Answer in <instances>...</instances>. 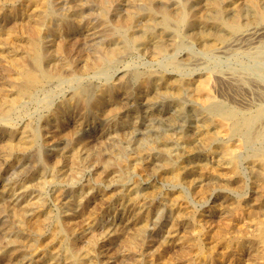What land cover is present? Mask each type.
<instances>
[{
    "label": "rangeland",
    "instance_id": "1",
    "mask_svg": "<svg viewBox=\"0 0 264 264\" xmlns=\"http://www.w3.org/2000/svg\"><path fill=\"white\" fill-rule=\"evenodd\" d=\"M125 1L0 0V264H264V0ZM33 42L26 96L12 54L31 65ZM220 109L262 110L252 139Z\"/></svg>",
    "mask_w": 264,
    "mask_h": 264
},
{
    "label": "bare ground",
    "instance_id": "2",
    "mask_svg": "<svg viewBox=\"0 0 264 264\" xmlns=\"http://www.w3.org/2000/svg\"><path fill=\"white\" fill-rule=\"evenodd\" d=\"M61 1V0H60ZM64 1V0H63ZM127 1V0H126ZM125 1V2H126ZM189 1V0H188ZM229 1V0H228ZM232 1V0H231ZM132 2V1H131ZM55 3V2H54ZM175 3V2H174ZM173 3V4H174ZM221 3V2H220ZM234 3V2H233ZM69 4V3H68ZM172 4V5H173ZM206 4H207V2H206ZM205 4V5H206ZM222 4V3H221ZM237 4V3H236ZM54 5H56V4H54ZM67 5V4H66ZM126 6V5H125ZM128 6H129V4H128ZM225 6H227V4H225ZM56 7V6H55ZM70 7V6H69ZM116 7H118V6H116ZM121 7V6H120ZM123 7V6H122ZM175 7V6H174ZM174 7H173V9H174ZM235 7V6H234ZM233 7V8H234ZM208 8V7H207ZM54 9V8H53ZM120 9V8H119ZM176 9V8H175ZM55 10V9H54ZM228 10V9H227ZM232 10V9H231ZM234 10V9H233ZM29 11V10H28ZM118 11V10H117ZM26 12V11H25ZM33 12V11H32ZM31 12V13H32ZM134 12V11H133ZM228 12V11H227ZM129 13V12H128ZM64 14V13H63ZM125 14H126V12H125ZM223 15V14H222ZM182 16V15H181ZM73 17V16H72ZM78 17V16H77ZM28 18V17H27ZM71 18V17H70ZM195 17L193 16V14H186L185 16H184V21L185 22H189V21H192L193 19H194ZM26 19V18H25ZM29 19V18H28ZM77 19V18H76ZM120 19V18H119ZM121 20V19H120ZM19 21H21V20H19ZM199 21V20H198ZM25 22V21H24ZM29 22V21H28ZM34 22V21H33ZM21 23V22H20ZM132 23V22H131ZM150 23V22H149ZM192 23V22H191ZM195 23V22H194ZM203 23V22H202ZM37 24V23H36ZM122 24V23H121ZM199 24V23H198ZM205 24V23H204ZM203 24V25H204ZM28 25V24H27ZM146 25H147V23H146ZM196 25V24H195ZM236 25V24H235ZM29 26V25H28ZM167 26V25H166ZM183 26V25H182ZM237 26V25H236ZM169 27V26H168ZM203 28V27H202ZM209 28V27H208ZM12 29V28H11ZM40 29V28H39ZM189 29V28H188ZM260 29V28H259ZM264 29V28H263ZM263 29H262V32H263ZM180 30V29H179ZM257 30V29H256ZM142 31V30H141ZM211 31V30H210ZM131 32V31H130ZM260 32V31H259ZM144 33V32H143ZM160 33H161V31H160ZM163 33V32H162ZM251 33V32H250ZM249 33V34H250ZM257 33H258V31H257ZM32 34H33V38L36 36V34H38V26L37 25H35V26H33V28H32ZM254 34H256V33H254ZM264 34V33H263ZM8 35V34H7ZM160 35V34H159ZM210 35V34H209ZM148 36V35H147ZM198 36V35H197ZM203 36H205V35H203ZM208 36V35H207ZM261 36V35H260ZM145 37V36H144ZM143 37V38H144ZM237 38H238V36H236ZM258 37V36H257ZM157 38V37H156ZM239 38H240V36H239ZM2 39V38H1ZM0 39V40H1ZM37 39V38H36ZM145 39V38H144ZM160 39V38H159ZM245 39V38H244ZM251 39V38H250ZM150 40V39H149ZM215 40V39H214ZM10 41V40H9ZM140 41V40H139ZM163 41V40H162ZM197 41V40H196ZM203 41V40H202ZM201 41V42H202ZM5 42V41H4ZM32 42V41H31ZM152 42H153V40H152ZM199 42V41H198ZM232 42V41H231ZM6 43H8V42H6ZM49 43V42H48ZM56 43H57V40H56ZM55 43V44H56ZM149 43V42H148ZM151 43V42H150ZM59 44V43H58ZM154 44V43H153ZM193 44V43H192ZM197 44V43H196ZM228 45V44H227ZM242 46V45H241ZM63 47V46H62ZM228 47V46H227ZM11 49V48H10ZM31 49H32V51H33V53H32V64L31 65H29L30 63H26L24 60H22L21 58H20V56H18V54H16V53H13L12 54V56H13V59H12V61H13V63H14V65L13 66H15L16 68H15V75L18 77V79H20V93L22 94V95H31L33 92H34V90L36 89V88H39V86H41L42 87V84H44V82H46L47 80H46V76L40 71V69H39V63H38V60H39V54H38V51H37V49H36V45H35V42H33V44H31ZM50 49V48H49ZM63 49V48H62ZM201 49V48H200ZM230 49V48H229ZM242 49V48H241ZM44 50V49H43ZM145 51V50H144ZM54 52V51H53ZM234 52V51H233ZM237 52V51H236ZM11 53V52H10ZM42 53V52H41ZM49 53V52H48ZM221 53H223V52H221ZM2 54V53H1ZM228 54H230L229 52L226 54V55H228ZM232 54V53H231ZM4 55H5V53H4ZM20 55V54H19ZM25 56H26V53L24 54ZM42 55V54H41ZM48 55V54H47ZM217 55V54H216ZM226 55H224V56H226ZM248 55V54H247ZM22 56V55H21ZM54 56V55H53ZM238 56V55H237ZM246 56V55H245ZM250 56V55H249ZM5 57V56H4ZM24 57V56H23ZM47 57V56H46ZM49 57H50V55H49ZM52 57V56H51ZM175 57V56H174ZM243 57V56H242ZM247 57V56H246ZM28 58V57H27ZM233 58V57H232ZM54 59V58H53ZM7 60V59H6ZM228 60V59H227ZM244 60V59H243ZM254 60H256V59H254ZM253 60V61H254ZM264 60V59H263ZM222 61V60H221ZM220 61V63H222ZM229 61V60H228ZM233 61V60H232ZM237 61V60H236ZM260 61V60H259ZM46 62V61H45ZM247 62V61H246ZM252 62V61H251ZM256 62H258V60H256ZM42 63V62H41ZM49 63V62H48ZM47 63V64H48ZM229 63V62H228ZM227 63V64H228ZM241 63V62H240ZM258 63H262V61H260V62H258ZM9 64V63H8ZM230 64V63H229ZM246 64H248V63H246ZM49 65H51V64H49ZM220 65V64H219ZM237 65V64H236ZM244 65V64H243ZM259 65V64H258ZM257 65V66H258ZM264 65V64H263ZM222 66V65H221ZM231 66V65H230ZM245 66V65H244ZM250 66V65H249ZM215 67V66H214ZM220 67V66H219ZM218 67V68H219ZM224 67V66H223ZM248 68V67H247ZM260 68H262V67H260ZM7 69V68H6ZM236 69V68H235ZM222 70V69H221ZM250 70V69H249ZM255 70V69H254ZM254 70H251V71H254ZM262 70V69H261ZM258 71V70H257ZM255 72V71H254ZM258 72H261V71H258ZM263 73V72H262ZM218 75V74H217ZM217 75H216V77H217ZM251 75H253V74H251ZM114 76V75H113ZM189 77H191V76H189ZM202 77V76H201ZM247 77V76H246ZM204 78H205V76H204ZM264 78V77H263ZM17 79V80H18ZM147 79V78H146ZM224 79V78H223ZM223 79H221L220 77H217V78H213V77H209L208 79H207V81H206V85H204V89L201 91L202 92V96H203V98H204V100H206V102L207 101H209V100H213V99H216L215 98V93H214V88L216 87L215 86V84H216V82H219V81H222ZM229 79V78H228ZM235 79V78H234ZM257 79V78H256ZM259 79V78H258ZM257 79V80H258ZM262 79V78H261ZM158 81V80H157ZM174 81V80H173ZM188 81V80H187ZM197 81V80H196ZM226 81V80H225ZM233 81V80H232ZM244 81H246V80H244ZM241 82V81H240ZM249 82V81H248ZM168 83H169V80H168ZM175 83V82H174ZM199 83V82H198ZM224 83V82H223ZM226 83H227V81H226ZM244 83V82H243ZM242 83V84H243ZM251 83V82H250ZM17 84V83H16ZM167 84V83H166ZM197 84V83H196ZM238 84V83H237ZM245 84H247V83H244V85ZM253 84V83H252ZM190 85V84H189ZM194 85V84H193ZM218 85H219V83H218ZM224 85V87L226 86L225 84H223ZM260 86H261V83L259 84ZM197 86V85H196ZM200 86H201V84H200ZM215 86V87H214ZM3 87V86H2ZM18 87V88H19ZM221 87V86H220ZM241 87V86H240ZM246 87V86H245ZM244 87V88H245ZM190 88V87H189ZM192 88V87H191ZM223 88V87H222ZM228 88H230V87H228ZM233 88V87H232ZM242 88V87H241ZM198 90H199V88H197ZM218 89V91H219V89H221V88H217ZM255 89V88H254ZM3 90V89H2ZM5 90V89H4ZM79 90V89H78ZM259 90V89H258ZM192 91V90H191ZM227 91V90H226ZM252 91V90H251ZM255 91V90H254ZM195 92H197L196 90H195ZM194 92V93H195ZM231 92V91H230ZM230 92L228 93V94H230ZM237 92H239V91H237ZM249 92H250V90H249ZM253 92V91H252ZM142 93H143V91H142ZM245 93V92H244ZM251 93V92H250ZM15 94V93H14ZM71 94V93H70ZM147 94V93H146ZM178 94V93H177ZM192 94V93H191ZM216 94H218V92H216ZM222 95H224L223 94V91H222V93H221ZM227 94V95H228ZM246 94V93H245ZM260 94V93H259ZM261 94H263V93H261ZM3 95V94H2ZM231 95V94H230ZM234 95V94H233ZM248 95H250V94H248ZM15 96V95H14ZM20 96V95H19ZM67 96H69V95H67ZM139 96V95H138ZM217 96V95H216ZM255 96V95H254ZM259 96V95H258ZM257 96V97H258ZM15 97H17V95L15 96ZM14 97V98H15ZM192 97H194V96H192ZM196 97V96H195ZM194 97V98H195ZM234 97V96H233ZM245 97V96H244ZM13 98V97H12ZM13 98V99H14ZM70 98V97H69ZM139 98V97H138ZM221 98H223V97H221ZM242 98V97H241ZM260 98V97H259ZM261 98H263V97H261ZM198 99V98H197ZM200 99V98H199ZM235 99V98H234ZM236 99H237V97H236ZM83 100V99H82ZM145 100V99H144ZM231 100V99H230ZM241 100H243V99H241ZM247 100V99H246ZM250 100V99H249ZM11 101V100H10ZM66 101V100H65ZM236 101V100H235ZM238 101V100H237ZM251 101V100H250ZM12 102V101H11ZM63 102H64V100H63ZM205 102V101H204ZM226 102V101H225ZM230 102V101H229ZM252 102V101H251ZM263 102V101H262ZM262 102H260V103H262ZM65 103V102H64ZM143 103V102H142ZM198 103H200V101L198 102ZM201 103H202V101H201ZM237 103V102H236ZM240 103H242V102H240ZM204 104V103H203ZM212 104V103H211ZM231 104V103H230ZM233 104V103H232ZM257 104V103H256ZM65 105V104H64ZM200 105V104H199ZM208 105V104H207ZM210 105V104H209ZM213 105V104H212ZM211 105V106H212ZM229 105V104H228ZM236 105V104H235ZM234 105V106H235ZM238 105V104H237ZM250 105V104H249ZM232 106V105H231ZM256 106V105H255ZM6 107H9V106H7L6 105ZM144 107V106H143ZM146 107V106H145ZM144 107V108H145ZM207 107V106H206ZM205 107V108H206ZM223 107V106H222ZM237 107V106H236ZM240 107V106H239ZM218 108V107H217ZM219 109V108H218ZM228 109V108H227ZM238 109V108H237ZM241 109V108H240ZM248 109V108H247ZM262 109H263V107H262ZM2 110V109H1ZM212 110V109H211ZM214 110V109H213ZM216 110V109H215ZM220 110H222V109H220ZM253 110V109H252ZM210 111V110H209ZM223 111V110H222ZM244 111V110H243ZM211 112V111H210ZM237 112H238V110H237ZM236 112V113H237ZM255 112V111H254ZM7 113V112H6ZM144 113V112H143ZM213 113V112H212ZM241 113H243V112H241ZM261 113H262V110H258L255 114H252V115H250V116H248V117H246V118H243V119H233V112L230 110V111H223V112H220L219 114H218V116L219 117H217V122H218V124H220L222 127H224L225 129H227V130H229V129H235V130H239V131H241V129H243V132H241L242 133V136L244 137L243 139L245 140V141H248V140H250V139H252V136L254 135V132L252 131V123H256L257 122V120L260 118V115H261ZM145 114V113H144ZM198 117V116H197ZM196 117V118H197ZM206 117V116H205ZM236 117V116H235ZM234 117V118H235ZM263 117V116H262ZM53 119V118H52ZM208 120V119H207ZM214 120V119H213ZM215 121V120H214ZM54 122V121H53ZM195 123V122H194ZM205 123V122H204ZM44 124V123H43ZM203 124V123H202ZM207 124V123H206ZM209 124H210V122H209ZM217 124V123H216ZM194 125H196V124H194ZM201 125V124H200ZM221 126H219L220 128H221ZM256 126V125H255ZM96 127V126H95ZM197 127V126H196ZM202 127V126H201ZM210 127V126H209ZM22 128V127H21ZM43 128V127H42ZM218 128V127H217ZM23 129V128H22ZM197 129V128H196ZM213 129H215V128H213ZM41 130V129H40ZM55 130V129H54ZM86 130H87V128H86ZM212 130V129H211ZM22 131V130H21ZM41 131H44V130H41ZM196 130H194V132H195ZM215 131V130H214ZM231 131V130H230ZM50 132V131H49ZM185 132V131H184ZM223 132V131H222ZM234 132V131H233ZM236 132H238V131H236ZM235 132V133H236ZM3 133V132H2ZM52 133V132H51ZM79 133H81V132H79ZM182 133H183V131H182ZM186 133H188V132H186ZM234 133V134H235ZM21 134V133H20ZM196 134V133H195ZM194 134V135H195ZM231 134V133H230ZM257 134V136H260L261 134H263V133H256ZM45 135V134H44ZM47 135V134H46ZM200 135V134H199ZM198 135V136H199ZM203 135H205L206 137H210V132H209V130L208 129H206L204 132H203ZM192 136V135H191ZM197 136V137H198ZM229 136H231V135H229ZM239 136V135H238ZM18 137V136H17ZM16 137V138H17ZM96 137V136H95ZM177 137V136H176ZM201 137V136H200ZM203 137V136H202ZM223 137V136H222ZM93 138V137H92ZM233 138V137H232ZM182 139V138H181ZM180 139V140H181ZM88 140V139H87ZM99 140V139H98ZM232 140V139H231ZM205 141V140H204ZM219 141V140H218ZM225 141V140H224ZM259 141H261V140H259ZM177 142V141H176ZM206 142V141H205ZM217 142V141H216ZM17 143V142H16ZM178 143V142H177ZM214 143V142H213ZM241 143V142H240ZM246 143V142H245ZM264 143V142H263ZM11 144H13V143H11ZM256 144V143H255ZM213 145V144H212ZM241 144H239V146H240ZM264 145V144H263ZM238 146V147H239ZM243 146V145H242ZM57 147V146H56ZM181 147V146H180ZM184 147V146H183ZM53 148H54V146H53ZM209 148V147H208ZM241 148V147H240ZM262 148V147H261ZM180 150V149H179ZM226 150V149H225ZM247 150V149H246ZM257 150H261V149H257ZM211 151V150H210ZM235 151V150H234ZM185 153H187V152H185ZM184 153V154H185ZM203 153V152H202ZM249 153V152H248ZM207 154V153H206ZM227 154V153H226ZM215 156V155H214ZM222 156V155H221ZM216 157V156H215ZM230 157H231V155H230ZM217 158V157H216ZM228 159V158H227ZM49 160V159H48ZM184 160V159H183ZM187 160V159H186ZM205 160V159H204ZM217 160V159H216ZM198 161V160H197ZM196 161V162H197ZM207 161V160H206ZM219 161V160H218ZM253 161V160H252ZM188 162V161H187ZM139 163H141V162H139ZM143 163V162H142ZM191 163V162H190ZM242 163H243V161H242ZM196 164V163H195ZM215 164V163H214ZM219 164H221V163H219ZM225 164V163H224ZM236 164V163H235ZM235 164H233L232 165V171H234L235 172V170H236V165ZM251 164H252V162H251ZM255 164V163H254ZM263 164V163H262ZM135 165V164H134ZM181 165V164H180ZM184 165V164H183ZM229 165H230V163H229ZM208 166H210V163H209V165ZM212 166V165H211ZM225 166V165H224ZM227 166V165H226ZM251 166H253V165H251ZM183 167V166H182ZM188 167V166H187ZM219 167V166H218ZM183 168H186V167H183ZM194 168V167H193ZM206 168V167H205ZM240 168V167H239ZM247 168V167H246ZM263 168V167H262ZM176 169V168H175ZM192 169V168H191ZM243 169V168H242ZM203 170V169H202ZM215 170V169H214ZM173 171V170H172ZM208 171H209V168H208ZM222 171V170H221ZM224 171V170H223ZM247 171H248V169H247ZM207 172V171H206ZM220 173V172H219ZM230 173V172H229ZM250 173V172H249ZM198 174V173H197ZM206 174V173H205ZM226 174V173H225ZM99 175V174H98ZM178 175V174H177ZM219 175V174H218ZM169 176V175H168ZM175 176V175H174ZM192 176V175H191ZM190 176V177H191ZM206 176V175H205ZM227 176V175H226ZM166 177V176H165ZM217 177V176H216ZM251 177V176H250ZM103 178V177H102ZM173 178V177H172ZM211 178V177H210ZM227 178H229V177H227ZM244 178V177H243ZM257 178V177H256ZM176 179V178H175ZM174 179V180H175ZM185 179V178H184ZM197 179V178H196ZM199 179V178H198ZM201 179V178H200ZM237 179H238V177H237ZM188 180V179H187ZM186 180V181H187ZM207 180V179H206ZM247 180V179H246ZM233 181H234V179H233ZM193 182V181H192ZM224 182V181H223ZM242 182V181H241ZM247 182V181H246ZM187 183V182H186ZM189 183H191V182H189ZM261 183V182H260ZM130 184H132V183H130ZM197 184V183H196ZM257 184H258V182H257ZM199 185H201V184H199ZM217 185H219V184H217ZM226 185V184H225ZM250 185V184H249ZM259 185V184H258ZM124 186V185H123ZM206 186V185H205ZM230 186V185H229ZM254 186V185H253ZM127 187V186H126ZM129 187V186H128ZM140 187V186H139ZM202 187H203V185H202ZM231 188H233V187H231ZM235 188V187H234ZM253 188V187H252ZM138 189V188H137ZM193 188H191V190H192ZM197 188H195V190H196ZM229 189V188H228ZM254 189V188H253ZM108 190V189H107ZM205 190V189H204ZM264 190V189H263ZM171 191V190H170ZM181 191V190H180ZM179 191V192H180ZM254 191V190H253ZM252 192V191H251ZM256 192H257V190H256ZM263 192V191H262ZM261 192V193H262ZM128 193V192H127ZM202 193V192H201ZM179 194V193H178ZM199 193H197V195H198ZM232 194V193H231ZM248 194V193H247ZM259 194V193H258ZM177 195V194H176ZM236 195V194H235ZM240 195V194H239ZM81 196V195H80ZM80 196H78V197H80ZM84 196H86V195H84ZM101 196V195H100ZM106 196V195H105ZM168 196V195H167ZM179 196V195H178ZM195 196V195H194ZM251 196V195H250ZM92 197H94V196H92ZM96 197V196H95ZM182 197V196H181ZM184 197V196H183ZM226 197V196H225ZM240 197V196H239ZM247 197V196H246ZM264 197V196H263ZM175 198V197H174ZM173 198V199H174ZM218 198V197H217ZM248 198V197H247ZM253 198V197H252ZM126 199H128V198H126ZM83 200H85V199H83ZM107 200V199H106ZM171 200V199H170ZM183 200V199H182ZM75 201V200H74ZM80 201V200H79ZM119 201V200H118ZM174 201V200H173ZM176 201V200H175ZM174 201V202H175ZM197 201V200H196ZM218 201H219V199H218ZM229 201V200H228ZM28 202V201H27ZM31 202V201H30ZM181 202V201H180ZM214 202V201H213ZM230 202V201H229ZM29 203V202H28ZM127 203V202H126ZM170 203V202H169ZM178 203V202H177ZM187 203V202H186ZM263 203V202H262ZM26 204V203H25ZM33 204V203H32ZM80 204V203H79ZM175 204V203H174ZM193 204V203H192ZM212 204V203H211ZM233 204V203H232ZM231 204V205H232ZM29 205V204H28ZM81 205V204H80ZM120 205V204H119ZM219 205V204H218ZM221 205V204H220ZM228 205V204H227ZM69 206H70V204H69ZM84 206V205H83ZM124 206V205H123ZM143 206V205H142ZM242 206H244L243 204H242ZM26 207V206H25ZM71 207V206H70ZM103 207V206H102ZM135 207V206H134ZM166 207V206H165ZM181 207V206H180ZM195 207V206H194ZM239 207V206H238ZM118 208V207H117ZM122 208V207H121ZM190 208V207H189ZM191 208H192V206H191ZM210 208V207H209ZM257 208V207H256ZM137 209V208H136ZM141 209V208H140ZM160 209V208H159ZM167 209V208H166ZM175 209V208H174ZM187 209V208H186ZM195 209V208H194ZM32 210V209H31ZM34 210H35V208H34ZM81 210V209H80ZM87 210V209H86ZM100 210V209H99ZM121 210V209H120ZM130 210V209H129ZM128 210V211H129ZM132 210H134V208L132 209ZM197 210V209H196ZM251 210V209H250ZM33 211V210H32ZM31 211V212H32ZM77 211V210H76ZM76 211H74V212H76ZM79 211V210H78ZM89 211H92V210H89ZM96 211V210H95ZM233 211V210H232ZM73 212V211H72ZM98 212V211H97ZM102 212V211H101ZM136 212V211H135ZM26 213V212H25ZM67 213H69V212H67ZM82 213V212H81ZM87 213V212H86ZM93 213V212H92ZM110 213V212H109ZM132 213V212H131ZM138 213V212H137ZM167 213V212H166ZM201 213H203V211L201 212ZM239 213V212H238ZM21 214V213H20ZM83 214V213H82ZM81 214V215H82ZM107 214V213H106ZM175 214V213H174ZM183 214V213H182ZM192 214H193V212H192ZM217 214V213H216ZM235 214V213H234ZM19 215V214H18ZM69 215V214H68ZM86 215V214H85ZM133 215V214H132ZM140 215V214H139ZM181 215V214H180ZM220 215V214H219ZM229 215V214H228ZM251 215V214H250ZM21 216V215H20ZM67 216V215H66ZM74 216V215H73ZM103 216V215H102ZM108 216V215H107ZM182 216V215H181ZM203 216H204V214H203ZM218 216V215H217ZM258 216V215H257ZM257 216H255V217H257ZM19 217V216H18ZM24 217V216H23ZM27 217V216H26ZM68 217V216H67ZM72 217V216H71ZM86 217V216H85ZM119 217V216H118ZM136 217V216H135ZM144 217V216H143ZM163 217V216H162ZM166 217V216H165ZM176 217V216H175ZM219 217V216H218ZM221 217V216H220ZM89 218H90V216H89ZM94 218V217H93ZM173 218V217H172ZM180 218V217H179ZM183 218V217H182ZM193 218H194V216H193ZM200 218V217H199ZM227 218V217H226ZM239 218V217H238ZM35 219V218H34ZM66 219V218H65ZM107 219V218H106ZM112 219V218H111ZM124 219V218H123ZM146 219V218H145ZM176 219V218H175ZM201 219V218H200ZM240 219V218H239ZM252 219V218H251ZM254 219V218H253ZM259 219V218H258ZM30 220V219H29ZM87 220V219H86ZM113 220H114V218H113ZM177 220V219H176ZM194 220V219H193ZM222 220V219H221ZM250 220V219H249ZM37 221V220H36ZM35 221V222H36ZM90 221V220H89ZM127 221H129V220H127ZM132 221V220H131ZM156 221V220H155ZM202 221V220H201ZM233 221V220H232ZM240 221V220H239ZM39 222V221H38ZM100 222H101V220H100ZM104 222V221H103ZM158 222V221H157ZM171 221H169V223H170ZM207 222V221H206ZM243 222V221H242ZM24 224H25V226H28V227H31L32 225V223L30 222V221H27V220H25L24 219V222H23ZM87 223V222H86ZM89 223V222H88ZM113 223V222H112ZM118 223V222H117ZM120 223V222H119ZM126 223V222H125ZM208 223V222H207ZM225 223H228V222H225ZM230 223H231V221H230ZM252 223V222H251ZM73 224V223H72ZM111 224V223H110ZM176 224V223H175ZM178 224V223H177ZM203 224V223H202ZM209 224V223H208ZM213 224V223H212ZM232 224V223H231ZM253 224V223H252ZM260 228H259V233H258V235L262 238V239H264V219H261V221H260ZM82 225H84V224H82ZM105 225V224H104ZM124 225V224H123ZM133 225V224H132ZM131 225V226H132ZM145 225V224H144ZM143 225V222H142V226H144ZM167 225V224H166ZM170 225V224H169ZM196 225V224H195ZM218 225V224H217ZM248 225V224H247ZM35 228H37V230H38V233L40 234V235H42V228H41V226L40 227H37V225H36V223H35ZM73 226V225H72ZM75 226V225H74ZM89 226V225H88ZM97 226V225H96ZM102 226V225H101ZM147 226V225H146ZM145 226V227H146ZM162 226V225H161ZM214 226V225H213ZM171 227V226H170ZM196 227V226H195ZM215 227H216V224H215ZM245 227V226H244ZM73 228V227H72ZM77 228V227H76ZM155 228V227H154ZM166 228V227H165ZM173 228V227H172ZM243 228V227H242ZM85 229V228H84ZM168 229V228H167ZM166 229V230H167ZM221 229V228H220ZM240 229H241V227H240ZM70 230V229H69ZM78 230V229H77ZM171 230V229H170ZM169 230V231H170ZM222 230V229H221ZM83 231V230H82ZM191 231H192V229H191ZM213 231V230H212ZM219 231V230H218ZM241 231V230H240ZM243 231V230H242ZM71 232V231H70ZM74 232V231H73ZM84 232V231H83ZM116 232V231H115ZM118 232V231H117ZM174 232V231H173ZM182 232V231H181ZM208 232V231H207ZM207 232H205V233H207ZM214 232V231H213ZM49 233V232H48ZM54 233V232H53ZM56 233V232H55ZM81 233V232H80ZM220 233H221V231H220ZM47 234V233H46ZM52 234V233H51ZM157 234V233H156ZM176 234V233H175ZM193 234V233H192ZM213 234V233H212ZM215 234V233H214ZM242 234V233H241ZM59 235V234H58ZM106 235V234H105ZM164 235V234H163ZM167 235H169V233L167 234ZM180 235V234H179ZM237 235V234H236ZM83 236V235H82ZM113 236V235H112ZM203 236V235H202ZM216 236V235H215ZM222 236V235H221ZM231 236V235H230ZM167 237V236H166ZM174 237V236H173ZM186 237V236H185ZM218 237V236H217ZM225 237H227V236H225ZM235 237L236 236H234V237H232V240L231 241H234L235 240ZM46 238H48V237H46ZM52 238H53V240H55L54 238H55V236L54 235H52ZM109 238V237H108ZM181 238V237H180ZM204 238V237H203ZM215 238V237H214ZM58 239V238H57ZM184 239V238H183ZM182 239V240H183ZM188 239V238H187ZM218 239V238H217ZM241 239V238H240ZM103 240V239H102ZM179 240V239H178ZM177 240V241H178ZM185 240V239H184ZM183 240V241H184ZM198 240V239H197ZM208 240H209V238H208ZM210 240H212V239H210ZM69 241V240H68ZM112 241V240H111ZM190 241V240H189ZM201 241V240H200ZM217 241V240H216ZM77 242V241H76ZM158 242V241H157ZM205 242V241H204ZM237 242V241H236ZM241 242V241H240ZM46 244H48L47 242H45ZM69 243V242H68ZM99 243V242H98ZM114 243V242H113ZM173 243V242H172ZM181 243V242H180ZM208 243V242H207ZM206 243V244H207ZM54 244V243H53ZM101 244V243H100ZM104 244V243H103ZM177 244V243H176ZM179 244V243H178ZM184 244H186V243H184ZM205 244V243H204ZM215 244H217V243H215ZM226 244V243H225ZM59 245H60V243H59ZM74 245V244H73ZM149 245H150V243H149ZM187 245V244H186ZM208 245H209V243H208ZM227 245V244H226ZM51 246H52V244H51ZM104 246V245H103ZM163 246V245H162ZM171 246V245H170ZM181 246V245H180ZM212 246V245H211ZM161 247V246H160ZM197 247H198V254H199V256L201 257V256H205L204 255V248H203V246L200 244V243H198L197 244ZM145 248H146V246H145ZM152 248V247H151ZM162 248V247H161ZM227 249V248H226ZM69 250V249H68ZM89 250V249H88ZM112 250V249H111ZM145 250V249H144ZM212 250V249H211ZM209 251V250H208ZM225 251V250H224ZM83 252V251H82ZM86 252V251H85ZM235 252V251H234ZM244 252V251H243ZM3 253V252H2ZM153 253H154V251H153ZM161 253V252H160ZM211 253V252H210ZM152 254V253H151ZM148 255V254H147ZM215 255H217V254H215ZM223 255V254H222ZM243 255V254H242ZM5 256V255H4ZM85 256V255H84ZM113 256V255H112ZM125 256V255H124ZM163 256V255H162ZM6 257V256H5ZM82 257V256H81ZM89 257V256H88ZM155 257H157V256H155ZM214 257V256H213ZM238 257V256H237ZM37 258V257H36ZM52 258V257H51ZM231 258V257H230ZM229 258V259H230ZM45 259V258H44ZM54 259H55V257H54ZM153 259V258H152ZM154 259H156V258H154ZM91 260V259H90ZM93 260V259H92ZM157 260H158V258H157ZM200 260V259H199ZM205 259H203V261H204ZM42 261V260H41ZM156 261V260H155ZM162 261H164V260H162ZM193 261V260H192ZM197 261V260H196ZM2 262V261H1ZM48 262V261H47ZM53 262V261H52ZM159 262V261H158ZM204 262H206L207 263V260H205ZM227 262V261H226ZM238 262V261H237ZM57 263V262H56ZM55 263V264H56ZM80 263V262H79ZM169 263H171V262H169ZM43 264V263H42ZM163 264H164V262H163ZM185 264V263H184ZM189 264V263H188Z\"/></svg>",
    "mask_w": 264,
    "mask_h": 264
}]
</instances>
